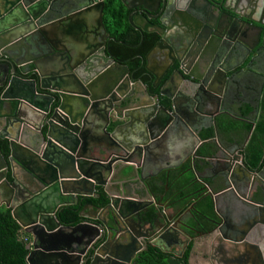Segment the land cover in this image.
I'll return each instance as SVG.
<instances>
[{
	"label": "water",
	"instance_id": "obj_1",
	"mask_svg": "<svg viewBox=\"0 0 264 264\" xmlns=\"http://www.w3.org/2000/svg\"><path fill=\"white\" fill-rule=\"evenodd\" d=\"M120 1L143 40L145 34L160 39L145 63L162 46L170 53L162 71L178 66L159 97L112 53L116 38L104 19L107 0H0V207L11 209L31 236L29 264H132L149 245L171 254L189 245L192 239L183 233L189 226L175 221L163 198L142 199L135 181L119 180L138 175L139 165L174 129L199 136L201 122L213 114L206 110L221 113L231 84L240 85L228 77L229 57L239 45L250 60L242 72L261 75L264 90V73L257 72L264 67V24L226 13L202 27L212 8L221 11L211 0L199 7L178 0L175 8L171 0ZM258 3L245 1L252 12ZM149 71L158 85L163 77ZM215 130L213 140L201 141L212 144L214 154L199 158L225 165L215 177L224 180L225 190L209 192L222 219L215 230L234 248L221 247V263L264 264V178L247 167L246 148L235 153ZM98 188L109 197L106 207L85 205V221L73 227L60 222V209L99 198ZM229 193L254 208L234 237L219 208ZM168 264L181 263L171 258Z\"/></svg>",
	"mask_w": 264,
	"mask_h": 264
},
{
	"label": "trees",
	"instance_id": "obj_2",
	"mask_svg": "<svg viewBox=\"0 0 264 264\" xmlns=\"http://www.w3.org/2000/svg\"><path fill=\"white\" fill-rule=\"evenodd\" d=\"M104 19L110 34L116 38V41L110 44L114 56L129 68L134 78L141 81L152 96L159 97L167 77L159 86H155L153 76L147 72L145 67V58L158 42V35L148 34L142 43L141 36L134 32L135 30L129 23V11L120 0H107ZM226 122H224L225 127H222L224 125L222 122L219 125H221L220 128L227 129L228 133L231 129ZM244 127L240 129L242 132L249 133L252 130V126ZM213 135L214 131L209 130L201 137L203 141H207ZM204 146L199 151L200 157L214 154V146ZM244 159L247 167L252 171H259L264 165V95L261 103V115L246 148ZM202 165L208 166L206 162L200 163V166ZM200 166L197 165L198 173L203 171ZM193 172L187 166L180 173L171 174L169 179L164 178L160 183L158 182L159 184L151 186L153 192L164 195L168 184L169 192L166 193L165 200L169 203L182 202V207L185 210L195 203L193 201L197 202L193 216L188 221L195 231L189 232L192 241L180 261L182 264H190L194 242L198 235H209L220 221L215 212L212 196L206 194V189H203V186L197 182ZM186 173L188 174L185 175ZM206 183L210 184L208 180ZM98 193L99 198H85L80 201L78 206L72 205L60 209L57 213L60 222L63 225L73 227L85 221L80 216L85 205L106 207L109 203L107 193L100 188H98ZM31 239V236L24 233L23 228L13 217L11 209L5 206L0 207V264H29L30 250L28 245ZM169 259L171 258L168 255L149 245L146 251L134 259L133 264H168Z\"/></svg>",
	"mask_w": 264,
	"mask_h": 264
},
{
	"label": "crops",
	"instance_id": "obj_3",
	"mask_svg": "<svg viewBox=\"0 0 264 264\" xmlns=\"http://www.w3.org/2000/svg\"><path fill=\"white\" fill-rule=\"evenodd\" d=\"M85 29V27H83ZM228 48V47H227ZM231 48V47H230ZM237 51H239V48L237 47ZM243 53L240 54L239 52L234 53L229 59L232 58V64L229 63V73L228 76L232 77L234 76V80L238 81L240 85H235L231 93L232 94L228 99H226L225 106L221 110L224 113H221L220 118H223L222 120H216V128L217 133L220 136L222 134L220 132L219 125L220 122H222L224 125L222 127H225V123H227L228 126H230L231 133H227V135H230V140L226 137L224 140L225 142L232 145L230 150H233L235 153L240 152V149L247 148L249 145V142L251 140L253 131L256 127V124L259 120V117L261 115V103L264 95L263 84H262V76L256 75L255 73H247L242 72L244 69L247 70V66L249 64V57L244 58ZM155 60L151 61V66L153 67L155 65ZM157 63L163 64L161 62V59H156ZM164 66V65H163ZM109 69L112 70H118V67L115 65H112L109 67ZM248 71V70H247ZM257 72L264 73V67L262 69H257ZM251 79V80H248ZM262 91V94H261ZM148 102V99H146ZM208 113L213 112L209 111V109L206 110ZM253 114H256V121L255 119H252ZM215 119V118H214ZM254 125V126H253ZM244 126H252V130L248 132H242L240 129L245 128ZM213 127V126H212ZM210 125L202 126V128L199 130V136H196V134L192 133L190 130H181V129H174L170 134H167L166 137H163L160 139V142L158 144V147L155 149V155L149 156L148 159L145 161V164H140L138 167V175L136 173H132V176L127 177L128 175H124L123 179L121 178L119 182H123L124 180H133L135 181V185H138L140 189L138 190V196H140L142 199L151 200V201H160L161 198L164 205H170L172 207L171 210H169L170 213L175 214L176 218L175 221H179L181 219L182 223H184L187 226H190L188 221L193 216L195 205L197 204L196 201L193 205H190L188 209H184L182 207V202L180 203H169L165 200L166 193L169 192L168 184L166 185V193L164 195L158 194L153 192L152 185L153 184H159L161 180L169 179L171 174H178L180 173L184 167L189 166L190 170L195 175V178L197 179V175L201 176L202 181L197 179V182L203 186V189L205 188V185H210V187L206 189V194H216L219 192H222L225 190L224 180L221 178H215L216 171L225 173V165L222 162V160L219 161H212L214 162L212 164H208V166L202 165L200 166V163L203 164L204 160L199 158V151L201 148L205 147L204 145H211V144H201V141L203 142L202 135H205L206 132L209 130L214 131V135L216 136V130ZM212 128V129H211ZM227 132V131H225ZM240 135V137H239ZM237 136L239 138H237ZM232 140V141H231ZM208 148V147H207ZM238 148V149H237ZM195 155H198L195 159ZM197 161H200V163H197ZM203 161V162H201ZM195 162V170L193 169L192 163ZM197 165L200 166L203 171L197 172ZM131 171V169H129ZM215 171V173L213 172ZM262 171L264 173V165L262 167ZM189 173V171H188ZM186 173L185 175H187ZM141 175L142 178L139 177ZM143 179V181H142ZM216 179V181H215ZM209 181V183H206V181ZM159 182V183H158ZM143 183V187H142ZM147 187L150 189V193L148 192ZM240 190V189H239ZM241 191V190H240ZM211 194H210V193ZM245 191L242 192L244 196H246L248 193ZM131 193V192H130ZM130 196H132L130 194ZM212 196V195H211ZM136 198V197H134ZM242 201L244 198H241ZM246 200V199H244ZM236 204L238 202H235ZM228 207H230V202L227 200ZM215 205V204H214ZM227 205L225 204V201L221 199L219 208L222 212H227V209L225 208ZM240 207V205H239ZM185 210V211H184ZM22 220L24 222L27 221V217L22 214ZM191 227V226H190ZM24 233L28 234L25 229ZM201 240L203 242H201ZM205 239L197 238L194 242V249L191 254L190 258V264H213L208 259L210 256V252L215 253V251L218 250V247L220 245L225 246V249L227 247L226 243L221 240V237H218V240L220 243H214L215 241L210 240L207 243H204ZM219 245L217 248L212 249V246ZM211 245V246H210ZM221 246V247H222ZM220 247V248H221ZM205 249L204 253L199 255V251ZM210 252H208V251ZM227 250V249H226ZM206 256V257H205ZM208 256V257H207ZM217 256H224V254L217 252ZM203 257V258H200ZM206 258V260H204ZM193 261V263H192ZM217 264V262H216Z\"/></svg>",
	"mask_w": 264,
	"mask_h": 264
},
{
	"label": "flooded vegetation",
	"instance_id": "obj_4",
	"mask_svg": "<svg viewBox=\"0 0 264 264\" xmlns=\"http://www.w3.org/2000/svg\"><path fill=\"white\" fill-rule=\"evenodd\" d=\"M191 1H193V3L195 2L196 3V5H197V7H199V5H198V2L199 3H201L202 4V1L201 0H191ZM214 4H217V5H219L220 6V9H221V11H219L218 10V12H217V10L216 11H214L213 10V8H212V10H210L209 12H208V19L207 20H203V21H201V23H200V25L203 27V26H205V23H215L218 19H220V18H224V16L223 15H227L226 13H229L232 17H237V16H241V19H243V20H245V21H247L246 19H245V17H251V18H253V19H255L256 21H258V22H260L261 23V25H263L264 24V0H259V2L260 3H258V5H257V9H256V11L255 12H252V9H250V7H248L247 5H245V1H247V0H211ZM177 2H178V0H171V7H173V8H175L176 7V4H177ZM185 2V1H184ZM184 2L182 1L181 3H180V5H183L184 4ZM174 3H175V6H174ZM223 6H226L228 9H229V11L227 10L226 12H225V10H224V8L222 7V5ZM191 4H187V7H189ZM203 6H204V4H203ZM224 12V13H223ZM173 15V14H172ZM172 15L171 16H169L168 17V19L170 20V21H172L171 20V18H172ZM179 20V19H178ZM221 20V19H220ZM222 21V20H221ZM225 21V20H224ZM223 21V22H224ZM202 23H203V25H202ZM206 30H205V32L207 31V33H211V31L210 30H208L207 28H205ZM134 30V29H133ZM134 32H136V31H134ZM140 36H141V42L143 43L144 42V40H145V38H146V35H148V34H145L144 35V40H143V37H142V35L139 33V32H137ZM132 34H134V33H132ZM160 40V39H159ZM158 43V42H157ZM156 43V44H157ZM239 51H237V52H239L240 54H242L243 53V57H244V55H247L246 54V50H245V48L243 47V46H241V45H239ZM237 52H236V54H237ZM168 57H170V53L165 49V48H163L162 46L161 47H157V50H156V52L154 53V54H152L151 56H150V60H149V62H146L145 63V67H146V70H147V72L151 75V76H153V78H154V85L155 86H159V84L161 83V82H163L164 81V79L167 77V79H166V81H165V83L168 81V79L172 76V73L174 72V70L176 69V67H178V66H176L175 68H172L170 71H168V72H166V70H164V71H162L163 69H165L166 68V66L168 65V63H169V60H168ZM161 59V62L163 63V64H158L157 63V61H156V59ZM152 60H155L154 61V63H155V65L152 67L151 66V61ZM164 65V66H163ZM193 68H195V67H190V71H193ZM150 69H153V70H155L157 73H160L159 75H161L162 77H163V80L161 81V82H159V84L158 85H156V78L154 77V75L149 71ZM133 77H134V75H132ZM229 77V76H228ZM136 81H138V80H136ZM235 81V80H234ZM179 82V78L177 79V82H176V84ZM165 83H164V85H165ZM237 83H238V81H237ZM179 84H180V82H179ZM163 85V86H164ZM163 86H162V88H163ZM173 86V84L170 86V87H172ZM174 87H175V85H174ZM231 87L232 88H234V85H232L231 84ZM162 90V89H161ZM165 103L167 104V102L165 101ZM216 112V111H215ZM218 112V111H217ZM214 113V112H210V113H213L212 114V117H210V118H208V119H206V120H203V122H201V126H207V125H210L213 129H214V127L215 126H217V124H216V120L218 119V120H222L223 118H220L219 116L221 115L222 116V114L221 113H224V112H222V111H220L221 113ZM209 114V113H208ZM216 117V119L214 120V118ZM252 119H255L256 120V114H253V116H252ZM211 128V129H212ZM221 130H220V132L222 133V134H220V137L222 138V139H226V137L230 140V135L228 136L227 135V132H225V131H227V129H223V128H220ZM223 129V130H222ZM228 133H231V131H229ZM239 137H240V135H239ZM238 136H237V138H239ZM215 138V135H213L212 136V138L211 139H209V140H213ZM208 141V140H207ZM232 141V140H231ZM227 144H229V143H227ZM212 145V144H211ZM213 146V145H212ZM214 148V147H213ZM214 173H215V171H213ZM254 173H256V174H258L260 177H263L264 178V173H263V171H262V168L259 170V171H254ZM261 173H263V174H261ZM219 174H222L221 172H217L216 171V173H215V176H217V175H219ZM217 177H219V176H217ZM239 189L241 190V193L243 192V191H245L246 190V188L243 186V185H239ZM246 192L248 193V191L246 190ZM245 192V193H246ZM253 200H255V198L253 197V195H251L250 196ZM224 201H225V204H227V200H228V202H230V207H228V204H227V207H225L226 209H227V212H222V214H223V219H224V223H223V225H224V227H226V229H228V226H227V223L229 224L230 223V230L228 231L229 233H230V236H235V235H233V234H235V233H237L236 231H239V230H242L245 226H247L248 225V223H247V218H248V216L250 215V214H253L254 213V208L253 207H250V206H247V205H245L244 203H242L241 202V200H237V198H236V195L235 194H231V193H229L226 197H223L222 198ZM235 202H238L237 204L235 203ZM79 204H80V202H79ZM239 205H240V207H239ZM76 206H78V205H76ZM219 219H220V221L219 222H222V219L220 218V217H218ZM180 228L182 229V227L180 226ZM189 229L190 230H184L183 231V233H184V235H185V238H190V236H189V232H192V231H195V229L194 228H192V227H190L189 226ZM232 232V233H231ZM208 237H210L213 241H215L214 243H220V241L218 240V237H221V234H219L218 233V231H216V230H214L212 233H210L209 235H198V237L197 238H200V239H206V238H208ZM227 237H229L228 235H227ZM196 238V239H197ZM196 239H195V241H196ZM201 242H203L202 240H201ZM228 245V244H227ZM188 246L189 245H187V246H176L171 252H173L174 254H171V253H165V252H163V253H165L166 255H168L170 258H174V259H176L179 263H181L180 261H181V259L183 258V256H184V253H185V251L187 250V248H188ZM211 246V245H210ZM219 245H216L215 244V246H212V249H215V248H217ZM222 245H220L219 247H218V250L217 251H215V253H213V252H210V251H208V252H210V254H208L210 257L208 258L210 261H211V263L213 262V264H216V262H217V264H219V263H221L222 261H223V256L221 257V256H217V252H219L220 253V250H221V247ZM225 247V246H224ZM184 248H185V251H184ZM226 249H231V250H233L234 248H232V247H230L229 245L226 247ZM225 249V250H226ZM230 250V251H231ZM230 251H228V252H230ZM134 261V260H133ZM133 264V263H132ZM182 264V263H181ZM222 264V263H221Z\"/></svg>",
	"mask_w": 264,
	"mask_h": 264
},
{
	"label": "rangeland",
	"instance_id": "obj_5",
	"mask_svg": "<svg viewBox=\"0 0 264 264\" xmlns=\"http://www.w3.org/2000/svg\"><path fill=\"white\" fill-rule=\"evenodd\" d=\"M210 240H212V239H211L210 237H208V238H206V239L204 240V243H207V242L210 241ZM204 251H206V250L202 248V250L199 251V255H201L202 253H204ZM205 257H206V256H205ZM207 257H208V256H207ZM200 258H203V257H200ZM204 260H206V258H205ZM192 263H193V261H192Z\"/></svg>",
	"mask_w": 264,
	"mask_h": 264
}]
</instances>
